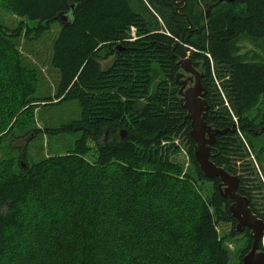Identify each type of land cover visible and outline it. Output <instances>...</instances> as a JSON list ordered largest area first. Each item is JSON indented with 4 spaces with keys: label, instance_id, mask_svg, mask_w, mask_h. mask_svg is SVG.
I'll return each instance as SVG.
<instances>
[{
    "label": "trees",
    "instance_id": "trees-1",
    "mask_svg": "<svg viewBox=\"0 0 264 264\" xmlns=\"http://www.w3.org/2000/svg\"><path fill=\"white\" fill-rule=\"evenodd\" d=\"M181 2L0 0L39 32L73 13L52 46L60 81L50 99L36 98L39 74L17 49L19 34L0 25V146L35 125L38 103L77 101L81 110L45 130L79 135L66 153L32 165L25 150L0 159V264H230L222 223L232 225L229 237L245 238L242 264L253 239L249 229L237 232L233 201L195 159L180 61L201 68L206 122L224 132L211 162L238 176L237 193L264 222V141L262 178L249 135V113L264 98V58L236 55L243 38L264 40V0ZM176 140L186 143V172Z\"/></svg>",
    "mask_w": 264,
    "mask_h": 264
},
{
    "label": "rangeland",
    "instance_id": "rangeland-1",
    "mask_svg": "<svg viewBox=\"0 0 264 264\" xmlns=\"http://www.w3.org/2000/svg\"><path fill=\"white\" fill-rule=\"evenodd\" d=\"M181 1L182 0H178L179 5L182 8L183 3ZM200 3L201 2L198 1L196 6H199ZM0 25L7 28L10 32H17L19 34V37L16 39L17 49L26 60V63L36 69L39 74V84L37 93L35 95L36 98L38 100L53 98L56 95L57 87L59 85L60 73L51 65L52 46L60 32L62 23L60 21L56 22L48 29L45 26L40 25L42 30L40 29V32L35 31L36 27H39L37 22L18 18L15 15L9 14L2 7H0ZM133 32L135 31H132L131 35ZM236 55L239 57L248 58H250L252 55H259L260 57L264 58V40L256 41L251 38H243L237 45ZM196 70L202 75V77L204 76L201 68L197 67ZM180 73L179 82H181L183 85L186 83L183 93H187L195 86L194 78L182 69ZM260 103L263 102L260 100L259 104ZM38 104V108L35 110V125L24 131L14 130L12 133L14 138L20 139L14 140V143L11 142V139L5 140L0 146V159L4 156L6 158L10 156H16V158H18L22 154L23 150H25L27 158L25 162L32 165L45 157H51L52 155L60 153L64 154L66 151L74 147V143L79 135H59L58 137H50L45 133V130L48 128L56 129L63 124H67L79 119L81 110L78 102L72 101L60 105L46 107L43 102ZM259 104L257 105V108L264 107V104H260L261 106H259ZM255 107L249 113L250 118H252L255 113ZM31 129L41 131V133L27 136V132H29ZM176 141L179 142L177 146L180 148L177 159L182 163L186 172L191 169L190 160L186 157V155L188 156L187 149L185 147L186 143L181 140ZM263 141L264 139L258 141L259 146ZM10 143H13L12 147H14L16 150L8 147ZM262 144H264V142ZM25 162L21 161V163ZM222 190L224 191V188ZM217 228L219 236L223 238L226 237L223 241L225 247L231 254L230 264H238L239 257L246 246L245 238L243 236L235 238L229 237V234L232 231L231 224L222 223L219 224ZM260 246H262V244L259 243L258 251L260 253H264V251L260 249Z\"/></svg>",
    "mask_w": 264,
    "mask_h": 264
},
{
    "label": "water",
    "instance_id": "water-1",
    "mask_svg": "<svg viewBox=\"0 0 264 264\" xmlns=\"http://www.w3.org/2000/svg\"><path fill=\"white\" fill-rule=\"evenodd\" d=\"M225 1L231 0H221V2ZM72 16L73 13H62L57 19L65 25ZM180 65L181 69L190 74L195 81L194 88L187 93H183L186 83L183 85L180 82L181 89L179 91L184 107L188 112L187 118L191 121L192 130L190 136L196 144L194 150L195 159L207 179L219 178L221 180L219 186L221 195L233 201V204L230 206V212L232 217L237 221L236 230L239 233H242L244 228L251 230L252 247L250 252L243 258L242 264H264V253L258 251L259 243L264 239V222L251 213L249 200L237 193L239 178L231 176L224 169L214 165L210 160V146L213 145L216 136L224 132L216 130L213 135H209L211 130L203 117L207 104L200 101V98L205 93V88L202 85V75L196 70L190 59L180 61ZM207 136H209L210 140H207ZM22 167L26 168V164L22 163ZM222 187H225L224 191H222Z\"/></svg>",
    "mask_w": 264,
    "mask_h": 264
},
{
    "label": "flooded vegetation",
    "instance_id": "flooded-vegetation-1",
    "mask_svg": "<svg viewBox=\"0 0 264 264\" xmlns=\"http://www.w3.org/2000/svg\"><path fill=\"white\" fill-rule=\"evenodd\" d=\"M205 94V93H204ZM204 94H203V97L200 98V101L201 102H204ZM264 100V98L261 99V101ZM264 104V103H263ZM261 104V105H263ZM260 105V106H261ZM207 111H208V107L207 109L204 111L203 113V117H204V120L206 122V116H207ZM252 121H253V125L255 126V128H249V135L250 137L253 139L254 141V145H255V148L250 150V155L252 156V160L255 162V167L257 168L258 172H259V175L262 177L263 176V173L262 171L260 170V166L259 164L256 162L257 158H256V153H258L261 149V147H259V142L261 139H264V107L262 108H257V106L255 107V113L253 115L252 118H250ZM207 123V122H206ZM207 126L210 128V136L213 135L214 131H216V128L212 127V126H209L207 124ZM219 136V135H218ZM217 137V136H216ZM207 140H210L209 136H207ZM215 143V141H214ZM213 143V145H214ZM210 146V153H211V148L212 146ZM210 160H211V157H210ZM264 165V164H263ZM229 174V173H228ZM231 176H235V175H231ZM235 177H238V176H235ZM263 178V177H262ZM219 185L221 184V180L219 179ZM219 185H218V190L220 191L219 189ZM225 188V187H222V189ZM223 191V190H222ZM255 193H258V191H256ZM241 196V195H240ZM244 197V196H242ZM260 197V196H259ZM246 198V197H245ZM250 208V206H249ZM253 214V213H252ZM236 221V220H235ZM236 224H237V221H236ZM248 228H244L242 230V233ZM250 231V234L251 233V230L249 229Z\"/></svg>",
    "mask_w": 264,
    "mask_h": 264
},
{
    "label": "built area",
    "instance_id": "built-area-1",
    "mask_svg": "<svg viewBox=\"0 0 264 264\" xmlns=\"http://www.w3.org/2000/svg\"><path fill=\"white\" fill-rule=\"evenodd\" d=\"M132 31H135V29H132ZM132 36L133 37H135V32H133V34H132ZM176 144H179V142L178 141H176ZM183 151V150H182ZM186 157L188 158V156L186 155ZM189 159V158H188Z\"/></svg>",
    "mask_w": 264,
    "mask_h": 264
}]
</instances>
